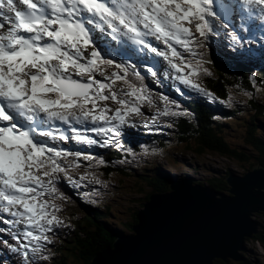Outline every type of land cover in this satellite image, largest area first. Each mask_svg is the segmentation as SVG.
<instances>
[{
  "label": "snow or ice",
  "instance_id": "obj_1",
  "mask_svg": "<svg viewBox=\"0 0 264 264\" xmlns=\"http://www.w3.org/2000/svg\"><path fill=\"white\" fill-rule=\"evenodd\" d=\"M206 48L242 64L255 49L264 66V0H0V245L16 257L12 264L50 260L51 236L69 227L59 184L107 187L93 172L73 175L81 157L88 169L107 163L88 148L115 145L136 157L134 117L144 115V105L155 109L142 121L150 131L160 117L188 114L169 95L154 94L146 75L160 85L163 70L181 96L215 99L198 82L211 75ZM246 180L234 183L235 199ZM93 195L99 190L84 193ZM198 195L175 186L153 195L136 234L117 233L92 264H168L133 260L129 252L168 204Z\"/></svg>",
  "mask_w": 264,
  "mask_h": 264
},
{
  "label": "water",
  "instance_id": "obj_2",
  "mask_svg": "<svg viewBox=\"0 0 264 264\" xmlns=\"http://www.w3.org/2000/svg\"><path fill=\"white\" fill-rule=\"evenodd\" d=\"M183 181L191 186L193 180ZM174 186L179 192L188 190ZM192 189L199 195L178 197L168 204L164 214L146 230L143 240L130 250V259L168 264H215L218 260L228 263L244 259L241 252L246 248V239L259 232L254 216L264 213V169L258 168L248 175L239 200L235 199L233 187V196L229 197L211 189ZM142 210L137 213L133 233L125 235L136 234Z\"/></svg>",
  "mask_w": 264,
  "mask_h": 264
},
{
  "label": "trees",
  "instance_id": "obj_3",
  "mask_svg": "<svg viewBox=\"0 0 264 264\" xmlns=\"http://www.w3.org/2000/svg\"><path fill=\"white\" fill-rule=\"evenodd\" d=\"M224 68L225 70H227V72L234 74L238 77L244 78L248 76H254V75H240L239 73H236L234 70H238V69L232 68L231 65H229V63L227 62L224 63ZM213 83L215 86H217V88L225 90L224 85H221L215 81ZM224 112H228V110L224 109ZM250 122L253 123V125L259 127V122L255 117H251ZM194 127H195L193 131L194 134L200 132V130H203V127H200V125H195ZM216 127L218 128L212 127L211 120H209V124L207 128H209L208 130L211 132V135L208 141L210 143H213L217 146L224 148L225 145L224 140L220 134H224L228 127L222 125ZM216 133H219L220 137H218ZM183 138L184 136L181 137V140ZM260 144L259 146L264 151V142L260 141ZM225 151L232 153V151L229 150L227 147H225ZM233 153L243 158L242 156L244 155V153L242 152L239 153L233 152ZM254 157L258 160L260 164L264 165V154H258L257 157L256 156ZM142 179L144 182V186L147 187L152 186L154 184V181H156L154 177H151L149 176V174L146 173L142 176ZM144 186L141 187L139 190L140 193L145 194L144 197L139 199H132L133 197L130 196L132 201L129 202L130 208L128 210V215L124 216L125 221L123 222L124 228L128 230V232L129 231L133 232V226L137 223V213L141 208L144 207V204L147 201L149 193L147 194L145 192ZM158 188H160V186H158ZM226 189H227L226 186L224 187L217 186V190L219 191H225ZM122 192L130 194L131 191L127 189L126 192H124V190H122ZM111 216L113 217V214H111L110 210L101 211V210L92 209V211L90 210L87 211V218L84 220L83 224L82 225L78 224V227L80 226L79 227L80 230L78 231L77 229V232L73 234L71 238L67 239L63 245L59 246V249L62 251L61 253L62 257L58 258L59 256H57V260H54V263L52 264H69L67 259H73L75 263L80 261L82 264H89L90 261L92 260V257L100 249H102V247L113 244L114 238L111 234V231H120L117 227H113L109 223V221H111L110 218ZM251 240H255V241L257 240L261 242L264 240V238L260 236V234H258L251 239H247L248 242ZM247 250L248 247L245 248L244 251L249 253ZM215 264H256V263L251 259L250 256H247L241 261H237V262L229 261L228 263H224L221 260H218L217 262H215Z\"/></svg>",
  "mask_w": 264,
  "mask_h": 264
},
{
  "label": "rangeland",
  "instance_id": "obj_4",
  "mask_svg": "<svg viewBox=\"0 0 264 264\" xmlns=\"http://www.w3.org/2000/svg\"><path fill=\"white\" fill-rule=\"evenodd\" d=\"M246 105H249L247 104L246 102ZM230 110V109H229ZM179 163L181 164V167L182 166H186L187 168H185V170L187 169L188 170V175L185 177V178H188V176H190V169H189V166L186 162V160L184 158H181L179 160ZM179 168V167H178ZM190 179V178H188ZM126 196L129 197V195L126 194ZM127 197V198H128ZM134 198H141L143 197V194L141 193H135L133 195ZM229 197V196H228ZM130 198V197H129ZM123 201H125V203H122V202H119V205L121 207H123L125 204H127L126 200L124 198H122ZM131 201V200H130ZM129 204V202H128ZM114 205H116V202L114 203ZM114 217H113V220L118 223L120 225V223L122 221H124V217L122 215V213L118 210V209H115L114 210ZM256 219H258V221L256 222L258 224V226L260 227V234L264 235V214L262 213H258L254 216ZM248 252H245V255L246 257L247 256H250L251 259L256 263V264H264V245H262V242L260 243L259 241H255V240H251L248 242ZM261 249V251H260ZM255 252H254V251ZM256 253V254H255ZM263 253V254H262ZM258 254V255H257ZM69 264H82L80 261H78L77 263H75V261L73 259H67ZM256 260L259 261V263L256 262ZM10 264V263H9Z\"/></svg>",
  "mask_w": 264,
  "mask_h": 264
},
{
  "label": "bare ground",
  "instance_id": "obj_5",
  "mask_svg": "<svg viewBox=\"0 0 264 264\" xmlns=\"http://www.w3.org/2000/svg\"><path fill=\"white\" fill-rule=\"evenodd\" d=\"M218 60L221 62V64L224 66V63L225 62H227V63H229V65H231V67L232 68H237V69H239L240 68V66L238 65V63L237 62H234V61H230V60H225V62L224 61H222L220 58H218ZM224 62V63H223ZM230 62H234V63H230ZM145 82L148 84V85H150V86H152V87H154V88H157V89H159L161 92H163L164 94H166L167 95V93H165L161 88H159V87H157L156 85H154V84H152V83H150L148 80H146L145 79ZM170 97V96H169ZM171 99H172V97H170ZM174 100V99H173ZM181 106V105H180ZM151 108V107H150ZM220 110H221V112H222V109H221V107H220ZM226 110V109H225ZM223 111H224V109H223ZM182 180H191V179H188V178H183ZM195 184V182L194 181H192L191 182V186H193ZM262 191H264V189H262ZM81 195L79 194V195H77V197H80ZM259 211H261V210H259ZM254 251V250H253ZM260 251H261V249H260ZM256 254V253H255ZM263 254V253H262ZM258 255V254H257Z\"/></svg>",
  "mask_w": 264,
  "mask_h": 264
},
{
  "label": "clouds",
  "instance_id": "obj_6",
  "mask_svg": "<svg viewBox=\"0 0 264 264\" xmlns=\"http://www.w3.org/2000/svg\"><path fill=\"white\" fill-rule=\"evenodd\" d=\"M130 233H133V232H132V231H129V234H130Z\"/></svg>",
  "mask_w": 264,
  "mask_h": 264
}]
</instances>
